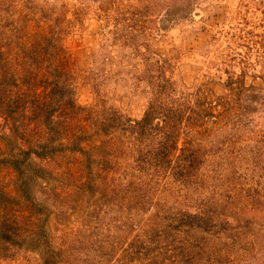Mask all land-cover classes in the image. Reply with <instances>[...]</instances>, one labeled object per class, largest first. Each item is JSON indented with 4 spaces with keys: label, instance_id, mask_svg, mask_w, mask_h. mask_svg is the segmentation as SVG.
<instances>
[{
    "label": "trees",
    "instance_id": "16d2710c",
    "mask_svg": "<svg viewBox=\"0 0 264 264\" xmlns=\"http://www.w3.org/2000/svg\"><path fill=\"white\" fill-rule=\"evenodd\" d=\"M192 5L122 0L97 15L104 35L142 60L135 79L149 95L135 119L103 99L77 102L63 2L0 0L1 245L58 264L65 250L51 221L70 209L99 219L97 264H264V124L254 119L264 113V73L253 72L264 66V0L251 4L258 20L241 2L238 25L225 32L220 94L203 82L179 87L171 59L148 43L151 11L165 8L172 21ZM210 155L229 171L223 189L201 174ZM170 183L196 194L192 210Z\"/></svg>",
    "mask_w": 264,
    "mask_h": 264
},
{
    "label": "rangeland",
    "instance_id": "374dc122",
    "mask_svg": "<svg viewBox=\"0 0 264 264\" xmlns=\"http://www.w3.org/2000/svg\"><path fill=\"white\" fill-rule=\"evenodd\" d=\"M31 1L47 5L57 4L59 1L64 3V9L72 22L67 44L75 60L77 102L87 105L103 99L108 106L116 108L124 115L140 118L149 95L145 82L135 79L143 67L142 60L130 46L111 42L109 36L104 35L105 28L97 16L102 11H110L115 1L122 0ZM123 1L140 7L143 5L152 7L158 1L165 4L171 2V0ZM241 2L249 5V19L258 20L260 16L252 11L251 6L255 0H193L191 7L193 12L190 15L189 10L183 12L180 14L181 17L172 21L162 19V11L165 8L157 6L151 11L155 21L150 24L153 36L148 43L155 57L171 59V75L179 87L203 82L206 87L218 94L224 91L225 75L220 71V67L216 66V54L227 42L225 32L238 25L239 20L235 12ZM154 25L158 27L154 28ZM235 70H238L237 67ZM253 72L264 73V66L254 65ZM246 81H251L250 75L246 76ZM254 119L259 124H264V113L255 116ZM228 172L227 167L220 165L215 155L208 156L201 170L202 176L218 190L223 189L228 181H231L226 178ZM170 184L177 197V203L192 210L194 201L189 196L196 194L189 195L188 187L177 183ZM199 194L206 196L208 192L204 189L200 190ZM98 220L94 215H88L86 211L70 209L53 216L51 221L53 242L63 245L65 250L58 264H97L93 242L99 228ZM104 222H108L107 216L104 217ZM0 264L41 263L36 252L21 246L0 244Z\"/></svg>",
    "mask_w": 264,
    "mask_h": 264
}]
</instances>
